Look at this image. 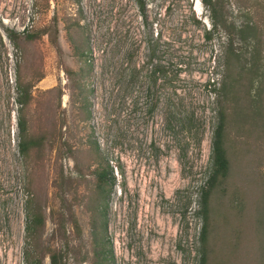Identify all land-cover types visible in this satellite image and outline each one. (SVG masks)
Here are the masks:
<instances>
[{"label":"rangeland","instance_id":"obj_1","mask_svg":"<svg viewBox=\"0 0 264 264\" xmlns=\"http://www.w3.org/2000/svg\"><path fill=\"white\" fill-rule=\"evenodd\" d=\"M142 1L143 11L135 0H0V264H31L26 254L50 264L52 252L56 264H100L91 247L98 165L114 177L102 264H199L198 201L222 108L230 114L234 172L217 190L264 175V137H247L260 122L239 109L254 105L258 84L249 99L238 93V104L228 97L227 108L218 93L226 35L221 29L204 39L213 27L209 7ZM210 1L227 21H244V0ZM19 84L31 95L22 114L28 139L48 137L26 155L19 151ZM35 208L44 225L27 231ZM256 249L245 246L236 264H261Z\"/></svg>","mask_w":264,"mask_h":264},{"label":"trees","instance_id":"obj_2","mask_svg":"<svg viewBox=\"0 0 264 264\" xmlns=\"http://www.w3.org/2000/svg\"><path fill=\"white\" fill-rule=\"evenodd\" d=\"M139 8L143 11L144 2L142 0H135ZM210 9L213 22L212 32L204 33L205 40H210L213 32L217 35L223 29L226 35V41L221 49V56L219 62L222 61L224 68V78L220 83L218 93L223 96L228 102V97L232 96V101L236 102L237 94L243 92L246 98H250L253 93L254 84L256 87V98L253 101L251 108L246 106L238 108L241 110H249V120L258 119L260 124L251 125L248 138L255 135V140H262L264 137V2L262 0H244L247 11L244 12V21L241 25H236L235 22L227 21L222 15L217 14L214 3L210 0H202ZM219 26L220 29H219ZM29 39L34 38V35H28ZM7 38L14 47H18L19 35L14 31H7ZM83 50L78 51L77 56L83 57ZM87 60V59H85ZM242 81H245L247 87ZM208 86H213V92H216L214 82L209 83ZM18 93L16 95V102L20 106L18 110V127L22 135V141L19 143V151L21 154H28L29 151L43 141L48 140L47 136L41 138L40 141L34 142L27 137V127L23 119V107L27 106L31 101L30 90L28 87H22L19 84ZM231 98V97H230ZM254 98V97H253ZM258 98V99H257ZM238 99V98H237ZM238 104V103H237ZM229 110H232L231 103L228 102ZM230 115V114H229ZM229 115L223 111L219 112L218 121L212 131L211 137V153L209 175L207 178V186L200 189L199 196V211L198 214L203 219V226L199 236L200 241V260L199 264H236L243 257L241 253L245 246H251L254 250H258L261 254L262 263L264 264V175L247 181L244 185H240L238 189H219L221 185L229 181V177L233 175V162L231 160V153L229 147V138L227 137V129ZM247 119V117H246ZM237 125L241 126L240 123ZM257 128L260 129L257 130ZM240 131V129H237ZM244 136V133H241ZM240 136L241 135H236ZM246 137V138H247ZM249 140V139H248ZM96 146V143H93ZM252 149L251 144L248 145L247 151ZM246 151V152H247ZM242 149H238L240 154ZM262 159V157H261ZM260 159V160H261ZM96 190L95 199H93V222L91 225V241L92 254L94 262L102 264L104 254H107L106 249V221L105 215L107 210L106 199L109 197L114 177L108 165L104 167L98 165L94 171ZM243 180V179H242ZM223 183V184H222ZM249 189L251 194L248 197L246 191ZM217 190V195H216ZM215 199V200H214ZM223 200L219 202V200ZM30 201H28L29 203ZM31 204V203H29ZM220 218L217 223V218ZM247 218V219H246ZM102 220V221H101ZM44 220L40 210L35 208L33 214L28 215L27 231L42 230ZM254 235L249 240V236ZM39 238V237H38ZM229 249V254L224 253L223 259L218 260L217 253L224 252ZM222 249V251H220ZM233 249V252H232ZM249 253L250 258L254 254ZM247 251V250H246ZM244 251V252H246ZM257 253V252H255ZM247 256V255H246ZM26 261L32 264H40L39 259H35L29 254L25 255ZM50 264H56L58 256L52 252L49 256ZM255 262V261H254Z\"/></svg>","mask_w":264,"mask_h":264}]
</instances>
